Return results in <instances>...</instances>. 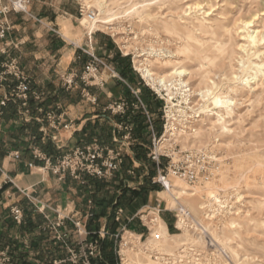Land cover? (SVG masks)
<instances>
[{"label": "rangeland", "instance_id": "obj_1", "mask_svg": "<svg viewBox=\"0 0 264 264\" xmlns=\"http://www.w3.org/2000/svg\"><path fill=\"white\" fill-rule=\"evenodd\" d=\"M194 3H199L201 9L191 8L189 14H184L181 11L182 8L188 5L194 7ZM81 6L94 11L98 20L113 27V29H93L95 34H92L93 36L101 35L108 38L109 47L114 48L119 59L123 60L112 59V64H110L105 61V57L100 52L101 56L99 58L107 66H114L118 63L120 68L119 71L116 70L115 72H118L122 77H133L134 84L138 85L137 82H141L143 89H146V93H153L154 96L149 101L150 107L148 109L150 115L152 110L151 119L157 136L155 151L171 154L172 152L193 150L196 153H202L206 156V169L201 178L194 183H187L180 178H169L176 188H184L188 193H192L183 195L182 199H178V202L182 203L198 221L200 226L196 228L194 226L181 227L179 225L175 227L176 216L174 212L168 210L170 208L167 206L163 189L152 182V177L155 176V164L150 159V150H153V146L149 139H147L146 147L143 148L147 152V155L143 156V164L131 166L132 162L130 160L123 162L117 174L113 173L106 179H99L101 182H96L97 188H95V182L81 174L78 179L83 182L80 183L81 191L77 192L80 195L76 193V197L84 196L91 190L93 193L95 191L97 199L112 202L116 196L118 197V192H124L123 189L138 188V194L134 195L132 199L128 194L126 197L121 196L122 202L125 203L121 204L123 213L120 222L124 224L125 216L135 214L137 210L144 208L145 205L156 206L157 203H160L163 210L160 216L166 222L167 232L180 234V237L176 239L178 240L176 244L170 238H167L165 243L169 246L174 244L171 248L172 251L178 250L183 244H187L188 251L191 254L187 255L188 260H191L188 264H195V261H199L196 264H264V91H261V88H264V83L263 87L254 86L249 93L234 95L237 102L232 107V113L228 118V129L219 130L217 126L210 129V125L205 119L206 114L201 110V104L197 105V101L202 102L199 100L198 95L193 94L191 96L192 103L187 107L186 102L182 100L178 86L171 87L172 93L169 100L174 104L179 102L178 105L172 106L167 100V91L161 90L159 93L151 88L135 69L137 59L146 56L148 59H152L154 52L151 47L155 49L163 48L164 50L169 48L170 51L174 52L176 47L181 44L180 36L167 32L163 26L171 22H174L180 28L181 33L185 30L184 28H189L196 31L197 33H195L199 36L208 37L209 33L203 34L198 30V24L202 21L205 24L212 25L219 40L229 41L232 44H235V42L240 43L238 29L241 20L254 15L253 26L259 29L264 26V0H102L100 4L97 3V0H30L28 10L43 19L46 17L47 20L44 19L46 22L56 18L58 20L69 19L78 33V38L74 41L75 44H78L85 31L89 32L84 24V17L79 15ZM148 10L156 12L154 18L146 16ZM111 11H114V13L111 14ZM203 11H209V15H203ZM69 14H71V17ZM20 15L23 16V19L19 17V20L15 23L23 25V22L27 21L28 15ZM203 17L204 19H202ZM12 24L14 23L12 22ZM125 50L128 52L127 55L124 54ZM6 53H0V55H6ZM140 55L142 56L139 57ZM236 56L237 50L235 49V53L224 60L225 65L230 63L237 70ZM179 59L181 60L180 64L182 63L181 65L189 71L197 70V66L193 61H184L181 55H179ZM87 61L88 59H85L81 65L76 66L70 88L85 93V96L81 97L86 103L104 104L106 101L105 95L99 94V78L104 71H108V68L100 66L97 78L86 79L87 84H84L80 77ZM221 71L222 69L217 68L212 75L218 87L220 86L219 88L226 85V81L220 75ZM188 82L190 88H197V76H191ZM143 104L145 105V103ZM15 105L17 106L18 102H15ZM169 112L173 115L172 118L174 119L171 121H174L176 129L190 131L191 127H200L202 129L200 136L202 135V137L199 136L200 139H195V142L191 138L177 141L172 138L170 141L161 143V137L165 133L166 125L169 122ZM105 113L115 121L117 120V113H113L108 108ZM116 134L117 137L122 135L121 133ZM132 138H134L133 135ZM131 143L136 142L131 141ZM133 146L136 147V144H131L130 149L133 150ZM127 153L130 155V152ZM123 154L126 157L125 151ZM161 160L165 163L168 158L162 156ZM131 169L134 170L133 173L127 172ZM240 176H243V178ZM165 180L163 179V182ZM84 187H87V190ZM211 190L222 192L228 196L226 199L227 208H230L232 213L222 210L212 213L206 207L200 209V203L207 201V192ZM234 190L239 191L243 196L241 201H236L234 195L236 191ZM22 197L21 194L10 193L9 196L5 197L3 205L5 207L17 206L21 208L19 203ZM78 201L81 206L79 212H81L83 202ZM186 201L193 208H188L185 204ZM106 206H108L107 203L104 207ZM237 210L239 211L238 214L235 213ZM208 212L210 213L209 216H207ZM233 218L240 224L235 228L229 226V221ZM41 219L44 220L42 217ZM41 224L43 226L49 225L48 222L43 221ZM132 225L138 226L143 231V226L136 217L132 220ZM128 228H130L129 224ZM54 233V229L50 226L39 236L38 244L31 250L36 253L35 258L33 257V260L36 259L35 264L38 262L39 264H50V262L54 264L53 254L56 249L52 243ZM70 238L69 242L72 244L69 247H76L78 241L72 240L75 239L72 235ZM210 239L212 246L208 241ZM210 253L211 257L209 256ZM66 257L64 256L63 259ZM55 261L59 260L55 259ZM0 264L15 263L8 258V254H0ZM61 264L67 263L62 262ZM114 264H117L116 259Z\"/></svg>", "mask_w": 264, "mask_h": 264}, {"label": "crops", "instance_id": "obj_2", "mask_svg": "<svg viewBox=\"0 0 264 264\" xmlns=\"http://www.w3.org/2000/svg\"><path fill=\"white\" fill-rule=\"evenodd\" d=\"M30 13L39 17L43 23L28 16L23 25H18L15 22L19 20V17L23 19V16L15 13L8 15L12 28L5 40L7 53L1 55L2 61L15 58L19 62L30 87L40 96L39 99L29 96L26 108H24L27 113L20 110L15 102H9L0 118V167L2 170L0 187L4 184L9 185L0 201V234L9 241L18 242L20 248L26 253V262L35 264L36 259L33 260V257L35 258L36 253L31 250L38 244L39 236L50 226L55 232L52 241L56 247L53 258L62 260L68 253L69 245L72 244L69 242L71 235L75 238L72 240L75 242L78 240L71 219H80L83 222L84 229L89 232L85 235L88 240L97 238L98 232L102 230L114 233L122 225L121 222L113 219L114 209L121 206L117 205L115 200L108 201L106 207L96 204L92 200L91 190L85 194L86 196L76 197V193L81 191L80 183L83 181L68 173L61 176L49 169H44L42 160L32 158V147L37 146L36 137H39L43 143L50 141L54 145L58 151L54 157L72 147L93 141H97L101 146H114L113 136L117 135L116 133L123 134L118 124L128 121L133 124L132 117L139 114L144 123L143 135L140 138L136 136L133 138L136 143L132 144H136V147L133 146V150L129 149L130 155L126 153L123 162L130 160L131 166L143 164V155L139 159L135 157L138 150L147 155L143 148L147 145V139L150 140L142 110L130 108L124 114H117L116 121L107 115L105 110L110 103L120 99L129 103L135 101L131 89L121 79L125 80L134 90H138V96L145 103V107L147 105L148 112L149 101L154 95L151 92L146 93L141 82H137L138 85L134 84L133 77H122L118 72L116 76H113L111 70L119 71L120 68L116 63L114 66L108 65V71H104L99 78L101 82L99 94L105 95L104 104L100 100L101 105L86 103L81 97L85 96V93L81 90L75 91L74 88H70L71 86H65L62 81L66 75H73L76 66L88 59V56L78 46L87 48L98 56H101L99 52L102 53L105 61L110 64H112V59L120 61L123 59H119L117 51L109 47L110 42L106 37L93 36L95 34L93 33L88 39L83 34L79 43L75 44L78 33L69 19L58 20L56 18L46 22L44 21V19L47 20L46 17L43 19L37 14ZM69 16L71 17V14ZM2 44L3 42L0 41V46ZM49 113L53 114L52 118L47 117ZM150 113L152 115V110ZM64 124H68L67 128L63 127ZM32 136L35 138L32 139ZM13 150L20 152V158L14 159L8 155ZM27 162H33V166L29 168ZM83 176L91 180L90 176ZM136 190L139 189L136 188ZM14 192L23 196L19 203L23 219L19 224L11 223V207L3 205L5 197ZM120 193L118 192L119 195ZM77 195L80 194L77 193ZM78 200L83 202L81 212H79L81 206ZM29 213H31L30 218ZM86 213L91 215L86 217ZM36 214L40 217L39 219L42 217L44 220H41L48 222L49 225L43 226L40 220L37 222ZM59 218H63L62 224L56 226L55 223ZM162 220L165 222L164 218ZM27 221H32L36 227L31 230L21 228ZM129 227L137 233L142 232L138 226L132 225V222H129ZM0 252L7 254V248Z\"/></svg>", "mask_w": 264, "mask_h": 264}, {"label": "built area", "instance_id": "obj_3", "mask_svg": "<svg viewBox=\"0 0 264 264\" xmlns=\"http://www.w3.org/2000/svg\"><path fill=\"white\" fill-rule=\"evenodd\" d=\"M30 0H0V41L3 44L0 46V53H6L7 44L5 42L7 34L11 30V22L8 19L10 13L26 14L39 23H43L39 17H36L28 10ZM79 15L92 21L95 17V12L88 10L85 7H80ZM94 32V31H93ZM93 32L85 31L84 35L89 39ZM83 53L88 56V61L84 66L81 79L82 83H86V79L97 78L98 68L104 66L108 68L107 64L99 58L93 51L87 48L79 47ZM111 74L116 76L117 73L112 69ZM132 91L135 96L134 102H127L120 99L110 103L107 108L113 113L124 114L130 108L140 109L147 124V131L150 135V141L153 150H150V159L155 164V176L152 177V182L160 186L161 189L166 190L167 186L163 179L171 177L180 178L187 183H194L204 174L206 169V156L195 151L172 152L171 154L165 152L155 151V141L157 139L154 125L152 123L151 115L147 108L138 96V90L133 89L123 79H121ZM65 86L70 87L73 83V75H66L62 78ZM11 83V84H10ZM99 83L100 80H99ZM0 117L9 102H18L20 110H24L27 105L29 96L34 99H39L40 94L30 87L28 78L23 74L19 62L15 58H9L0 63ZM27 110H24V113ZM48 118H52L53 114H47ZM68 124L63 127L67 128ZM118 127L123 131V134L118 138L116 135L112 138L114 146H101L97 141H93L81 146H75L60 155L53 157L45 154L38 146H33L31 155L33 159L42 160V167L49 169L53 173L63 176L68 173L70 176L77 178L84 174L98 179H106L113 173L121 169L123 164L124 154L130 149L133 141L132 131L133 124L131 122L120 123ZM165 127V126H163ZM35 137L32 136V139ZM14 159L20 158V152L13 150L8 153ZM162 156L168 158L163 163ZM198 163V164H197ZM198 165V166H196ZM27 166L31 168L33 162H27ZM133 169L127 172L133 173ZM0 172H2L0 168ZM137 212L125 219V223L114 233H108L105 230L98 232V237L94 239H86L85 235L89 232L84 229L83 222L80 219H71L75 233L78 235V242L76 247H69L68 255L65 259L54 261V264H61L66 262L68 264H91L90 259L100 256V239L109 236L113 240V253L117 264H188L187 255H191L188 251L187 244H183L178 250L165 252L160 251L158 246L150 244L147 239L151 238L153 241L161 239L160 233L157 231L156 216H160V203L156 206L145 205ZM176 216L175 227L179 223L181 227L194 228L200 226L193 214L180 202L175 207L170 208ZM123 207L117 206L113 211V219L116 222L122 220ZM10 215L14 223L19 224L23 219L22 209L17 206L10 208ZM91 214L86 213V217ZM136 217L144 230L140 233L128 228L129 222ZM63 218H59L55 223L56 226L62 224ZM178 226V225H177ZM167 229V228H166ZM212 246L211 239L208 240ZM3 255V252H0ZM211 257V253L209 254ZM209 260V259H208Z\"/></svg>", "mask_w": 264, "mask_h": 264}, {"label": "bare ground", "instance_id": "obj_4", "mask_svg": "<svg viewBox=\"0 0 264 264\" xmlns=\"http://www.w3.org/2000/svg\"><path fill=\"white\" fill-rule=\"evenodd\" d=\"M101 1L102 0H97V3L100 4ZM191 8L200 10L201 5L199 3H194V7L188 5L182 8L181 11L184 14H189ZM113 13L114 11H111V14ZM202 13L203 15H209V11H203ZM155 15L156 12L154 13L152 10L146 12V16L150 18H154ZM253 16L254 15L250 16L248 19L241 20V25L238 29L241 42H235V44L229 41L225 42L219 40L212 25L205 24L202 21L198 24V30L203 34L209 33L208 37L199 36L196 34V31L189 28H184L185 30L181 33L180 28L174 22L164 24L163 26L167 32L180 36L182 40L181 44L176 47L174 52L170 51L169 48L164 50L163 48L155 49L151 47V50L154 52L152 59H148L147 56L137 59L135 69L140 73L145 83L151 88L159 93L161 90L167 91V100L171 99V87H175L176 85L181 91L182 100L186 102L187 107L192 103L191 96L193 94L198 95L199 100L202 102L199 103L197 101V105L201 104V110L206 114L205 119L208 121L210 129L215 128V126H217L219 130L228 129V118L232 113V107L237 102V98H235L234 95L237 93H249L254 86L263 87L262 85L264 83V26L261 29L254 27ZM83 19L85 20L84 24L88 28L89 33L93 32V29H113L110 24L98 20L96 13L92 21H88L86 18ZM202 19H204V17ZM235 49L237 50V70L234 69L230 63L227 65L224 63L225 59L235 53ZM124 54H128L127 50H125ZM179 55L182 56V60L184 61H193L195 66H197V70L189 71L182 66V63L180 64L181 60L179 59ZM217 68L222 69L220 75H222V78L226 81V85L223 88H219L220 86L218 87L217 82L214 77H212L214 70ZM191 76H197V88L193 89L189 87L188 79ZM261 91H264V88H261ZM169 102L172 106H176L179 103L174 104L170 100ZM168 117L169 122L166 125L165 133L161 137V143L170 141L172 138L175 141L179 139L187 140L190 138L194 141L202 134V129L200 127H191L190 131L188 130L189 132L186 131L187 129H176L173 123L174 121H171L174 118H172L173 115L170 112ZM177 131L179 132L177 133ZM200 137H202V135ZM212 157L214 156L212 155ZM241 178H243V176ZM164 184L167 186V189L163 190V193L168 208L175 207L178 203V199H182L183 195L192 194L188 193L184 188H176L169 179H166ZM234 191H236L234 193L236 201H241L243 196L239 191ZM227 197L228 196L222 192L211 190L207 192V201L205 203H200V209L206 207L212 213L219 210L232 213L230 208H227ZM185 204L188 208H193L188 201H186ZM235 213L238 214L239 211L237 210ZM209 214L208 212L207 216H209ZM155 219L157 222V231L160 233L161 239L159 241H153L151 238H148L147 241L150 244L158 246L160 251L171 252V248L174 244H170L171 246H169L165 243V240L170 238L176 244L178 241L176 239L180 237V234L168 233L165 222H163L159 216H156ZM177 225L180 224L177 223ZM239 225L240 224L234 218L229 221V226L231 228H235ZM173 249L175 248L173 247ZM195 262L198 263L199 261Z\"/></svg>", "mask_w": 264, "mask_h": 264}, {"label": "trees", "instance_id": "obj_5", "mask_svg": "<svg viewBox=\"0 0 264 264\" xmlns=\"http://www.w3.org/2000/svg\"><path fill=\"white\" fill-rule=\"evenodd\" d=\"M1 61H2V56L0 55V63H1ZM132 122L134 124L132 135L134 137L136 136L138 138L142 137L143 130H144L143 118L139 114H136V115H134V118L132 117ZM35 143L47 155H51L54 157L56 155V153H58V151L55 149L54 145L50 141H46L45 143H43L39 139V137H36ZM142 155L144 156V153L142 154V151L138 150L135 154V157L137 159H139L140 156H142ZM90 179L93 180V182H95V188H97L96 182H100V180L96 179L95 177H93V178L91 177ZM8 186L9 185L4 184L0 187V201L2 200L3 193ZM85 189H87V187H85ZM123 190H124V192H121L120 195L115 199L117 205L118 204L121 205V204L125 203V202H122L121 196L126 197L127 192H128L130 199H132L133 196L137 195L139 192V190H136V189L128 190L125 188ZM91 196H92V198L96 204L104 206L107 203V202H105L104 199H97L96 198L97 195H96L95 191H94L93 195H91ZM30 214L31 213L28 214L29 218H30V216H29ZM36 217H37V222H38V220H40L39 219L40 217L37 214H36ZM27 220H30V219H27ZM10 221H11V223H14L12 218L10 219ZM34 227H36L35 223H33L32 221H27L26 224L24 226H22L21 228H23L25 230H31ZM112 247H113L112 239H110L109 236H105L103 239H100V256L96 257V258H91L90 259L91 264H114L115 256H114ZM5 248H7L8 258L10 260H12L13 263H15V264H25L26 263V257H25L26 253L20 248L18 242L9 241L2 234H0V251H2ZM27 264H31V263L27 262ZM50 264H52V262H50Z\"/></svg>", "mask_w": 264, "mask_h": 264}]
</instances>
